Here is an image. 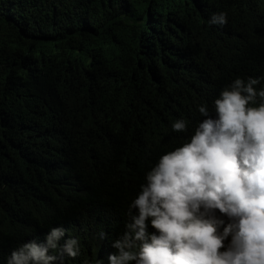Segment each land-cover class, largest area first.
<instances>
[{"label":"trees","instance_id":"16d2710c","mask_svg":"<svg viewBox=\"0 0 264 264\" xmlns=\"http://www.w3.org/2000/svg\"><path fill=\"white\" fill-rule=\"evenodd\" d=\"M250 77L264 0H0V264L52 228L80 248L56 264H110L147 172Z\"/></svg>","mask_w":264,"mask_h":264},{"label":"clouds","instance_id":"9594fccd","mask_svg":"<svg viewBox=\"0 0 264 264\" xmlns=\"http://www.w3.org/2000/svg\"><path fill=\"white\" fill-rule=\"evenodd\" d=\"M209 22L226 25V13L213 14ZM259 83L237 78L222 90L214 100L216 118L199 106L204 119L190 141L163 154L147 172L110 264H264V89L254 87ZM172 129L185 132L187 122L176 120ZM64 236L63 228H52L44 243H24L7 264H56L59 257L49 250L58 248L75 258L79 241L69 238L60 246Z\"/></svg>","mask_w":264,"mask_h":264}]
</instances>
